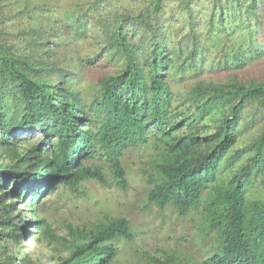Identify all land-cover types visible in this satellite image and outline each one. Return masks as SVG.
Segmentation results:
<instances>
[{
	"label": "trees",
	"instance_id": "obj_1",
	"mask_svg": "<svg viewBox=\"0 0 264 264\" xmlns=\"http://www.w3.org/2000/svg\"><path fill=\"white\" fill-rule=\"evenodd\" d=\"M170 1L0 0V264H41L25 235L54 264H119L130 219L58 235L50 217L90 183L128 191L136 164L195 235L129 264H264V128L238 147L263 124L264 79L227 75L264 60V0Z\"/></svg>",
	"mask_w": 264,
	"mask_h": 264
},
{
	"label": "rangeland",
	"instance_id": "obj_2",
	"mask_svg": "<svg viewBox=\"0 0 264 264\" xmlns=\"http://www.w3.org/2000/svg\"><path fill=\"white\" fill-rule=\"evenodd\" d=\"M126 6L132 4L125 2ZM176 5V1H170L167 12ZM71 11V10H70ZM71 11L69 15L72 13ZM230 16L227 19V28L232 32L238 23L234 20L235 15L238 14L237 9L230 10ZM71 19V18H70ZM73 22H78L76 18L71 19ZM76 20V21H75ZM83 26V22L76 24L77 28ZM235 42L227 43L225 48L227 53L231 54ZM91 44L82 42L81 48L87 52L91 48ZM261 61L254 62L251 66L236 72L230 71L228 74H237L239 80L250 81L254 79H264V63ZM235 71V70H234ZM218 74H215V78ZM254 110L251 112L253 113ZM263 124L257 126L255 129L242 135L238 147H244L248 140L254 138L264 128ZM145 157V155H144ZM134 172H130L131 185L128 191L121 192L117 189H103L102 187L90 183L89 184V199L76 200L75 198L65 197L63 204H66L64 212L59 215V220L55 219L54 214L51 215L50 220L53 222V227L58 235H64L63 227L58 224L63 219H68L72 222L96 221L105 216L107 217H125L131 220L134 227V244L124 243L122 247V256L119 258V264H129L144 252L164 251L165 249L177 248L182 249L189 246V241L195 235L194 224L189 221V218L182 219L177 216L172 208L164 211L160 210L156 205L148 200V193L150 187L146 179L139 173L138 166ZM262 186H257L252 192V197L256 198L261 195ZM53 195L48 198H52ZM24 205V202H21ZM24 217L28 220L31 217L28 213H24ZM31 230V229H30ZM193 233V234H192ZM180 239H183L180 241ZM24 248L28 247L29 251L35 254L36 259L41 261V264H54L57 258V251L55 245H49L47 242L38 244L34 241L28 242L26 235L21 240ZM182 244V245H181ZM141 257V256H140Z\"/></svg>",
	"mask_w": 264,
	"mask_h": 264
}]
</instances>
